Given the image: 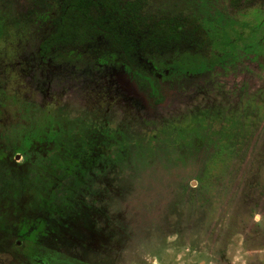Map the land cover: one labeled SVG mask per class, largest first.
<instances>
[{
  "label": "rangeland",
  "instance_id": "374dc122",
  "mask_svg": "<svg viewBox=\"0 0 264 264\" xmlns=\"http://www.w3.org/2000/svg\"><path fill=\"white\" fill-rule=\"evenodd\" d=\"M139 1L185 32L139 54L158 102L105 42L43 53L55 3L0 0V264H264V0Z\"/></svg>",
  "mask_w": 264,
  "mask_h": 264
},
{
  "label": "trees",
  "instance_id": "16d2710c",
  "mask_svg": "<svg viewBox=\"0 0 264 264\" xmlns=\"http://www.w3.org/2000/svg\"><path fill=\"white\" fill-rule=\"evenodd\" d=\"M47 1L58 6V15L41 45L43 53L105 42L127 63L147 95H158V78L139 54L149 46L176 47L185 33L178 22L169 18L149 27L139 0H34L39 6Z\"/></svg>",
  "mask_w": 264,
  "mask_h": 264
},
{
  "label": "flooded vegetation",
  "instance_id": "af4514ba",
  "mask_svg": "<svg viewBox=\"0 0 264 264\" xmlns=\"http://www.w3.org/2000/svg\"><path fill=\"white\" fill-rule=\"evenodd\" d=\"M85 47V46H84ZM82 48V47H81ZM72 49H75V48H72ZM72 49H68V50H65V51H69V50H72ZM77 49H80V48H77ZM42 51V50H41ZM158 78V77H157ZM160 84V81H159V79H158V85ZM137 85H138V83H137ZM138 87L143 91V92H145L146 94H147V92L146 91H144L139 85H138ZM160 89V88H159ZM158 95L157 96H155V97H150L149 95V97L151 98V99H153V100H155V102H158V101H160V99H162V94H160V90H158ZM155 98V99H154ZM259 212H260V210H259ZM263 214V216H264V213H262ZM37 223V222H36ZM263 224H264V217H262L261 216V214H257V234H259L258 236H261L263 233H264V226H263ZM32 230L34 231L35 229H34V227H32ZM261 234V235H260Z\"/></svg>",
  "mask_w": 264,
  "mask_h": 264
}]
</instances>
